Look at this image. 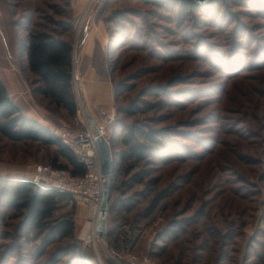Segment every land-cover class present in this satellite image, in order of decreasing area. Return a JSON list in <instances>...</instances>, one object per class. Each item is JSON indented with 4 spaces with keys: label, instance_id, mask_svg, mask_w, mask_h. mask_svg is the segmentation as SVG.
<instances>
[{
    "label": "rangeland",
    "instance_id": "1",
    "mask_svg": "<svg viewBox=\"0 0 264 264\" xmlns=\"http://www.w3.org/2000/svg\"><path fill=\"white\" fill-rule=\"evenodd\" d=\"M162 1L0 0V70L18 62L32 89L33 76L24 71L26 29L60 31L56 22L66 24L61 36L71 39L73 56L76 50L79 112L55 111L62 123L84 128L90 120L80 96L77 42L89 19L102 22L114 116L97 122L118 167L108 214L113 257L134 264H264V0ZM132 104L147 107L121 111ZM130 123L166 133L148 161L131 165L118 157ZM54 156V146L0 136V177L24 176ZM160 192L157 207L148 209ZM126 197L133 208L119 211L116 200ZM81 205L87 207L80 213ZM88 211L84 203L61 202L55 214L72 215L73 236L45 242L21 228L15 211L0 208V264H106L105 238H82ZM172 219L185 220L177 237L157 238Z\"/></svg>",
    "mask_w": 264,
    "mask_h": 264
},
{
    "label": "trees",
    "instance_id": "2",
    "mask_svg": "<svg viewBox=\"0 0 264 264\" xmlns=\"http://www.w3.org/2000/svg\"><path fill=\"white\" fill-rule=\"evenodd\" d=\"M163 6L162 0H145ZM168 1V0H167ZM184 4V0H180ZM188 5H196L193 0H186ZM84 24L80 32L77 47L80 46L88 32L89 23ZM61 24L60 31L45 28H27L24 35L23 54L27 68L33 76V91L48 96L55 106L61 107L68 115L75 116L78 112V101L75 95L73 82V43L69 37L61 36L67 31L68 26ZM105 57V54H104ZM104 61V59H103ZM101 75L107 78V68L103 62ZM84 106V104H83ZM147 107V106H146ZM142 106L129 105L122 108L126 114H134L142 111ZM151 107V105H150ZM166 133L162 128H150L146 124L130 123L126 125V132L121 141L123 148L118 152L120 161L131 160V165L141 161H148L150 150L163 143L162 137ZM0 136L12 142H37L45 146H54L55 156L51 159V165L67 168L73 174L83 172V164L77 159L74 152L40 121L27 116L11 98L0 76ZM111 145V143H110ZM112 150V146H111ZM113 159L115 154L112 150ZM61 159V160H59ZM121 165V163H120ZM119 165V170L121 169ZM118 167L114 163V169L110 176V197L114 186V173ZM164 192H160L150 202L148 209L153 210L163 198ZM74 200L64 191L46 189L37 186L33 182L20 178L0 177V208L12 210L20 217L21 228L27 233L34 232L42 235L45 242L51 240H64L72 238L75 222L72 215L63 212L56 215L58 205L61 202ZM75 201V200H74ZM108 201V214L111 205ZM119 211H130L133 208L131 198L116 200ZM185 221L172 219L156 233V237L162 240L177 237V228ZM181 227L182 224L180 225ZM112 228H108L105 237V263L106 264H134L113 257L116 241L111 239ZM156 238V239H157ZM108 241V243H107ZM75 247L74 244L71 246ZM162 245V244H161ZM159 245V247H163ZM70 246V245H69ZM70 248V247H69ZM71 250V248H70ZM73 251V249H72ZM75 251V249H74ZM106 253V254H105ZM89 264H95L88 261Z\"/></svg>",
    "mask_w": 264,
    "mask_h": 264
},
{
    "label": "crops",
    "instance_id": "3",
    "mask_svg": "<svg viewBox=\"0 0 264 264\" xmlns=\"http://www.w3.org/2000/svg\"><path fill=\"white\" fill-rule=\"evenodd\" d=\"M107 41L108 37L104 24L99 20L93 21L92 19L78 55L80 96L84 108L90 112L96 122L98 116H104L100 110L111 112L113 108V86L101 75ZM3 68L4 70H0V76L4 84L11 98L27 116L40 121L50 130L64 121L59 115V111H55V108L60 109L62 112L65 110L55 106L48 96L33 91V87L30 89L18 62H11L10 65L5 63ZM24 71L31 74L27 65ZM32 168L25 171L30 173ZM85 207L87 206H79L78 211L81 213ZM79 220L81 221V214Z\"/></svg>",
    "mask_w": 264,
    "mask_h": 264
},
{
    "label": "built area",
    "instance_id": "4",
    "mask_svg": "<svg viewBox=\"0 0 264 264\" xmlns=\"http://www.w3.org/2000/svg\"><path fill=\"white\" fill-rule=\"evenodd\" d=\"M100 112L107 118V121L114 116L112 111L100 110ZM97 124L101 133L104 134V125ZM51 130L62 143L74 152L77 159L83 164V172L73 174L67 168L37 162L33 165L29 174L19 178L29 180L42 188L67 192L75 201L88 205V219L83 227L88 226V239L83 236L82 238L86 241H95L97 235L94 225L103 185L98 153L94 142L95 134L88 124L84 128H75L67 123H61Z\"/></svg>",
    "mask_w": 264,
    "mask_h": 264
},
{
    "label": "water",
    "instance_id": "5",
    "mask_svg": "<svg viewBox=\"0 0 264 264\" xmlns=\"http://www.w3.org/2000/svg\"><path fill=\"white\" fill-rule=\"evenodd\" d=\"M75 48V47H74ZM75 52L73 64L75 62ZM86 115L90 120V126L95 134L94 142L98 153L100 173L102 175V194L99 202V208L95 219L94 229L96 235L103 239L108 231V201L110 197V176L114 169V159L111 145L108 138L101 133L99 126L90 112L85 109Z\"/></svg>",
    "mask_w": 264,
    "mask_h": 264
},
{
    "label": "bare ground",
    "instance_id": "6",
    "mask_svg": "<svg viewBox=\"0 0 264 264\" xmlns=\"http://www.w3.org/2000/svg\"><path fill=\"white\" fill-rule=\"evenodd\" d=\"M88 237V236H87ZM88 239V238H87Z\"/></svg>",
    "mask_w": 264,
    "mask_h": 264
}]
</instances>
